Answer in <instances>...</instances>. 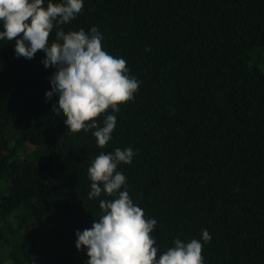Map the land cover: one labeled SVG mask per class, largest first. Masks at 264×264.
I'll list each match as a JSON object with an SVG mask.
<instances>
[{
	"label": "trees",
	"instance_id": "obj_1",
	"mask_svg": "<svg viewBox=\"0 0 264 264\" xmlns=\"http://www.w3.org/2000/svg\"><path fill=\"white\" fill-rule=\"evenodd\" d=\"M54 24L50 43L97 27L140 86L97 118L117 117L100 148L94 129L68 132L53 112L44 51L16 57L15 41L0 40V264H87L76 232L114 198H88V168L116 148L135 153L117 171L157 220L158 255L198 239L204 264H264V0H84L71 23Z\"/></svg>",
	"mask_w": 264,
	"mask_h": 264
},
{
	"label": "clouds",
	"instance_id": "obj_2",
	"mask_svg": "<svg viewBox=\"0 0 264 264\" xmlns=\"http://www.w3.org/2000/svg\"><path fill=\"white\" fill-rule=\"evenodd\" d=\"M0 0V40L15 41L16 57L32 59L44 51L45 68H55L49 78L52 88L46 99L58 94L53 112L63 114L68 132H93L97 145L104 148L112 139L117 117L109 114L103 126L97 118L112 109L119 113V105L134 98L140 82L130 76L127 62L103 49V35L97 27L90 32H56L59 24L71 23L84 7V0ZM135 153L132 148H116L114 153L101 152L88 168L91 181L88 198L102 195V213L90 229L76 232V248H87V264H204L203 243L198 239L188 242L176 238L174 246L159 252L153 231L156 219H146L144 210L133 202L127 191L126 176L117 171L121 163L131 164ZM124 188V190H121ZM211 234L202 231V241L210 242Z\"/></svg>",
	"mask_w": 264,
	"mask_h": 264
},
{
	"label": "rangeland",
	"instance_id": "obj_3",
	"mask_svg": "<svg viewBox=\"0 0 264 264\" xmlns=\"http://www.w3.org/2000/svg\"><path fill=\"white\" fill-rule=\"evenodd\" d=\"M259 70H260V72H262V73L264 74V65H261ZM28 148H29V153H32L33 150H34L33 146H28ZM41 233H42V232H41ZM39 247H40V248L43 247V243H40V244H39ZM47 247H48V246H47ZM78 254H79V256H81V257H84V258H86V259H89V257L87 256V250H86V249L79 250ZM50 260H51V259H50ZM49 262H51V261H49ZM36 264H41L40 261H39L38 259L36 260Z\"/></svg>",
	"mask_w": 264,
	"mask_h": 264
}]
</instances>
